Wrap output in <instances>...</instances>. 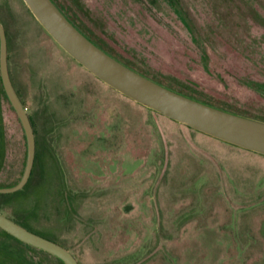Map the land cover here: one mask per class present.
Segmentation results:
<instances>
[{"label":"rangeland","instance_id":"1","mask_svg":"<svg viewBox=\"0 0 264 264\" xmlns=\"http://www.w3.org/2000/svg\"><path fill=\"white\" fill-rule=\"evenodd\" d=\"M81 1L92 13L91 36L119 58L185 94L264 121V96L243 83L264 85V28L250 10L263 12L264 0H182L224 85L190 69L194 50L143 13L133 21V9L116 2ZM0 24L11 76L27 85L24 105L50 129L39 130L27 182L0 193L1 213L58 242L78 264H264V155L118 94L68 56L21 0H0ZM79 82L88 90L84 119L68 110ZM97 95L105 102L95 117ZM16 119L9 109L0 126V186L14 185L24 170ZM77 139L86 142L80 155L68 146ZM1 230L9 264H61Z\"/></svg>","mask_w":264,"mask_h":264},{"label":"water","instance_id":"2","mask_svg":"<svg viewBox=\"0 0 264 264\" xmlns=\"http://www.w3.org/2000/svg\"><path fill=\"white\" fill-rule=\"evenodd\" d=\"M32 17L46 30L47 35L64 52L79 63L98 81L111 87L118 94L150 108L169 119L184 124L220 141L264 155V121L238 115L197 99L168 90L151 79L130 69L108 56L82 36L50 0H21ZM6 39L0 24V77L5 94L15 110L25 133L26 154L24 170L12 186H0V193L20 189L29 177L35 151L33 132L26 111L15 97L7 72ZM0 229L23 244L40 249L62 264H78L75 256L58 242L24 228L0 212Z\"/></svg>","mask_w":264,"mask_h":264},{"label":"flooded vegetation","instance_id":"3","mask_svg":"<svg viewBox=\"0 0 264 264\" xmlns=\"http://www.w3.org/2000/svg\"><path fill=\"white\" fill-rule=\"evenodd\" d=\"M50 1L64 14L65 19L71 25H73V27H75L80 33H82L83 37H85L88 41H90L95 46L99 47V49L105 52V54L116 59L117 62L121 63L122 65L130 69H133L134 72L151 79V81L168 88V90L170 91L185 95V97L197 99L199 101H202L203 103L218 107L222 110L227 109L218 104L205 101L202 98L185 94L184 92L177 90L175 87H172V85L164 84V83H161L151 78L150 76L143 73L145 70L136 68V66L134 67L133 64H131V62L123 60L122 58H119L114 48H112L109 44H107V42H104L100 40L99 38L98 40H94V38L91 36V34L94 35L93 33L94 29L91 26L92 13H90L88 8L86 9L84 8L81 0H50ZM104 1L109 4L112 2H116L118 4L119 10H124V12H127L130 15L132 14L130 10L133 9L132 10L133 11L132 16L134 17L132 18L133 21L137 20L135 15L143 13L147 17L146 20L149 19L153 23V25L160 27V29H163L164 31H167L169 35H172L175 37L179 36L181 40L185 43L186 47L194 50V53H195L193 57H190L191 60H189V65H188L189 68L197 69L200 72H202L203 76L210 78L211 80H214L218 83H221V85H224L223 84L224 81L221 78V75L212 71V68L210 66V62H211V58L209 56L210 54L205 47L204 40L201 38V36L197 33V31L192 26L189 15L184 9V7L182 6V0H104ZM250 8H251L250 9L251 17L255 20V23L258 26L264 28V11L259 12L258 9H255L253 7H250ZM95 35L97 34L95 33ZM6 60H7V67H8L7 72H8V77H9L10 84H11L10 85L11 89L15 97H17L19 103L22 105V107L26 111L27 116L29 118L28 121L30 123L31 129L33 132V136H34L33 140H34V146H35V151L33 155V162H34V159L36 158V155H37V145H38L37 142L39 141V138H38L39 130H44L46 132L44 135L47 136V134H49L50 129L49 128L45 129L42 125L44 124V122L35 121V118L31 114H29L27 106L24 105L25 94L26 92H28L27 89H25L26 88L25 86L27 85L25 84V82H23L22 85L17 84L16 80L11 76V71H10L11 67H10L7 52H6ZM164 78L168 82L175 83L176 85H178V87H182L190 91L199 90L198 88H196L197 86L194 82L186 81V80L178 81L177 79L171 78L168 76H164ZM243 83L247 88L252 89L253 92H255L256 94L264 96V85L256 84V83H248V82H243ZM2 85L3 84L1 81V77H0V126L3 127L4 121H5L4 120L5 115L7 114V111L9 109L15 115V117L17 118L16 120L21 126L19 118L15 110L13 109L12 105L10 104V99L5 94ZM86 87L87 85L85 83L79 82L78 85L75 87L76 89L75 93L69 96L70 97L69 105L71 107H69L68 110L70 111L73 110L72 111L73 113L69 112L70 115L76 114L77 110H79V112L81 110L80 114L82 113L81 114L82 119L86 118L84 112L87 110V106L89 104L88 99H87L88 90L86 89ZM104 102H105V99L97 95V103L90 104V106L93 107V113L95 114V117L97 116L96 112L98 110L99 103H102L101 104L102 106ZM228 110L230 109H227L226 111ZM230 111L234 112V110H230ZM234 113H237V111H235ZM237 114L243 115L239 113ZM23 133H24V130H23ZM25 137H24V140H25ZM49 141L50 140L46 139L47 143H49ZM68 143H69L68 146L77 148V152L79 155L81 154V149H84L86 145V142L81 141L79 139L71 140ZM25 144H26V140H25ZM67 153L68 154L64 156V159L66 161H69V159H72V155H70L69 152Z\"/></svg>","mask_w":264,"mask_h":264},{"label":"trees","instance_id":"4","mask_svg":"<svg viewBox=\"0 0 264 264\" xmlns=\"http://www.w3.org/2000/svg\"><path fill=\"white\" fill-rule=\"evenodd\" d=\"M17 222V221H16ZM19 223V222H18ZM19 224H21V223H19ZM22 226H24L23 224H21ZM24 228H26V227H24ZM26 229H28V228H26ZM28 230H30V229H28ZM7 237H10V238H12V239H14V240H16V241H18V242H22V241H20V240H18V239H16V238H14V237H12V236H10V235H8L4 230H1ZM32 231V230H31ZM31 247V246H30ZM3 255H7V258L6 257H4ZM10 254L9 253H7L6 254V251L4 250V249H2V248H0V264H9V261L10 260H8L9 259V256ZM11 256V255H10ZM58 259V258H57ZM58 262H60L59 260H58ZM61 263V262H60ZM18 264H29V263H23L22 261H20V262H18ZM62 264V263H61Z\"/></svg>","mask_w":264,"mask_h":264}]
</instances>
